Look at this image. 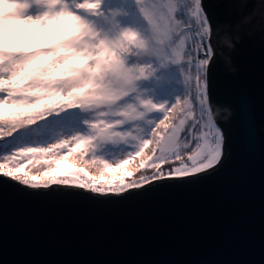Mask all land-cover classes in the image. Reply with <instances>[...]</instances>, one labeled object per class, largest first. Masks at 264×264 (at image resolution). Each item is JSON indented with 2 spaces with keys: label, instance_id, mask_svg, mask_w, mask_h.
I'll list each match as a JSON object with an SVG mask.
<instances>
[{
  "label": "snow or ice",
  "instance_id": "obj_1",
  "mask_svg": "<svg viewBox=\"0 0 264 264\" xmlns=\"http://www.w3.org/2000/svg\"><path fill=\"white\" fill-rule=\"evenodd\" d=\"M31 3L37 6L35 14L28 11L29 0H0V141H4L0 146L7 153L0 155L5 161L0 163V175L32 188L61 184L121 194L157 181L195 177L221 163L225 138L211 119L206 73L214 53L202 0H186L187 20L176 18L180 0L150 7L135 0L142 19L139 28L122 26L116 19L118 11L105 9L104 0ZM157 10L168 13L179 30L166 25ZM142 30L162 34L166 40L163 49L157 48L160 54L150 60L136 56ZM189 39L192 43L186 49ZM170 66L180 73L184 91L174 102H153L138 82L160 81L155 73ZM176 79L175 73L169 76L170 81ZM70 82L74 83L69 86ZM174 110L183 117L179 124L170 122ZM151 113L162 115L149 117ZM206 117L207 123H202ZM189 119L191 149L189 143H179ZM138 120L145 122L146 132L132 123ZM33 137H51L55 142L33 147ZM121 145L130 149L121 148L126 158L113 154L111 163L104 158ZM145 149L152 152L150 163L141 159L138 168L153 171L133 177L138 168L126 166L143 157ZM37 155L51 157L41 176L30 177L23 172L24 165L9 167L18 158ZM69 159L97 166L109 178L89 175L79 167L53 174L52 165Z\"/></svg>",
  "mask_w": 264,
  "mask_h": 264
},
{
  "label": "water",
  "instance_id": "obj_2",
  "mask_svg": "<svg viewBox=\"0 0 264 264\" xmlns=\"http://www.w3.org/2000/svg\"><path fill=\"white\" fill-rule=\"evenodd\" d=\"M221 163L121 194L0 175V264H264V0H202Z\"/></svg>",
  "mask_w": 264,
  "mask_h": 264
},
{
  "label": "rangeland",
  "instance_id": "obj_3",
  "mask_svg": "<svg viewBox=\"0 0 264 264\" xmlns=\"http://www.w3.org/2000/svg\"><path fill=\"white\" fill-rule=\"evenodd\" d=\"M29 2L31 4V7L29 8L28 11H29L30 14H35V12L37 10V6L34 3H31V0H29ZM163 2H164V0H144V3L146 5H148L149 7L153 3H163ZM104 7H105V9L111 8L113 10H117L118 11V15H117L116 19L120 22V24L122 26H131V27H135V28H139V27L142 26V19H141L140 15H139V13L137 11L135 0H104ZM45 10H47V9L46 8L41 9V11H45ZM179 11H180V9L178 10V13H179ZM178 13L176 14V18L180 19L179 18L180 16H179ZM21 42H23V41L21 40ZM184 59L186 60L187 57H185ZM175 70H176L175 66H170L168 68L158 69L157 72L155 73V75L161 77L160 81H156L155 78H152V79H149V80H142V81H140L138 83H139L141 88H143V85H148V86H150L149 88L151 89V86L154 85L155 88H161V90H165L166 89V91H170L171 86L175 85V83H177V80H171V81L169 80V76L171 74H173V73L176 74ZM194 105H196L197 113H199V106H198V104L195 101H193V108H194ZM154 114L155 113L149 114V117L153 116ZM189 121H190V119L186 121L185 125H187V122H189ZM143 122H144L143 120H138V121H135V122H132V123L134 125H136V126H139L141 129H143V127H142V123ZM185 125L183 127H185ZM183 132L181 133V137H180L179 143H182V141L184 139L185 134ZM188 137L191 138L190 136H188ZM50 142H55V140L54 141H50ZM43 146H47V143L44 144ZM193 147H194V143H192L189 148L191 149ZM125 151H127V150H125ZM61 154H63V153H61ZM119 155L121 156V158H126V157H124L122 155V153H120ZM47 156H48L49 159L51 158L50 155H47ZM29 157L30 156L18 158L17 161L14 164L10 163L9 167H19L20 165H24L25 166V164L28 161H30ZM89 159H90V156L86 154L85 160H89ZM108 160L111 163V158L108 159ZM144 161H146V159H144ZM4 162L5 161L0 160V163H4ZM138 165L137 166L134 165L133 167H128L129 166L128 165V166H126V168L131 170L132 168H138ZM52 167L54 169H56V172L53 173V174H57V175L61 174L62 171L65 170V169H72V168L79 167V168H83L84 171H86L89 175L97 176L100 179L109 178V177L104 176L102 174V172L98 171L97 169H95V171H93V169H94L93 166H90L89 164L80 162L79 160L69 159V160L61 161L58 166L57 165H52ZM47 170H48V165L47 164L44 167H41V166L38 167L36 165L35 166L34 165H30V167L27 166V167L23 168V172H27L30 177L31 176H41V174L44 173ZM92 172H95V173H92ZM139 172L140 171H138V170L133 172V177L139 176V174H140ZM51 185L52 184H50L49 186H51ZM28 187H30V186H28Z\"/></svg>",
  "mask_w": 264,
  "mask_h": 264
},
{
  "label": "trees",
  "instance_id": "obj_4",
  "mask_svg": "<svg viewBox=\"0 0 264 264\" xmlns=\"http://www.w3.org/2000/svg\"><path fill=\"white\" fill-rule=\"evenodd\" d=\"M185 2H186V0H180L181 8H180V11L178 14L180 16L179 17L180 19L187 20L189 17L187 16V14L185 13L184 8H183V4ZM191 43H192L191 39H189L186 42V49L191 46ZM175 71H176L177 83H175V85L171 86L170 91H166V89L161 90V88H155L154 85L151 86V89L149 88L150 86L143 85V88L148 90L147 94L149 97H147V98H151L153 100V102H164V101H168L169 103L174 102L176 95H178L179 93H183L184 88H185V85L182 82H178V81H182V77H181L180 73L177 71V69ZM207 71H208V68H207ZM191 74L193 76V80L190 83H192L194 85V78H195L194 70H192ZM206 75H207V73H206ZM193 93H194V88H193ZM193 110L196 111V113H197L196 105H194ZM157 115H162V113L161 114L155 113L153 116H157ZM197 115H199V113H197ZM160 118H162V116H160ZM169 118H170L171 123L179 124V120L182 119L183 117L181 116V114L178 111L174 110L172 113L169 114ZM211 119L217 124V122L214 120V118L212 116V113H211ZM192 123H193V121L190 120L189 122H187V125H185V127H184L185 131L183 132L185 134V136H184V139L181 143V144H184L187 142V143H189V147L191 146L192 143H194L193 141H191V138L188 137L189 136L188 129L191 128ZM202 123H207V117L204 119V121H202ZM217 126L219 127L218 124H217ZM142 127H143V130L146 132L147 126H146L145 122L142 123ZM32 139H33V143L31 146H33V147L37 146L38 143L40 144V146H43L44 144H46L50 141H54V139L51 137H33ZM3 144H4V141H0V145H3ZM151 147H152V145L149 146V149ZM121 148H123L124 150H130L128 148V146L121 145L115 149H111L109 151V153L105 155L104 158L110 159L111 155H113V154L119 155L121 153ZM149 149H145L143 157H137L136 161L132 162L128 167H133L134 165L137 166L140 163L141 159H146V161H145L146 164L150 163L148 158L150 156H152V152L149 151ZM4 154H7L6 150L2 146H0V155H4ZM29 159H30V161H28L24 167H27V166L30 167V165H34V166L36 165L38 167L39 166L44 167L46 165L45 161L48 160L49 158H48V156L37 155L35 157L30 156ZM167 166H168L167 164L163 165V167L165 169L167 168ZM100 167L102 169V166H100ZM93 168H94L93 171H95V169H97V166L93 165ZM138 171H140L139 175H149V174H151L153 169L146 167V168L138 169ZM101 172H102V170H101ZM92 173H95V172H92Z\"/></svg>",
  "mask_w": 264,
  "mask_h": 264
},
{
  "label": "clouds",
  "instance_id": "obj_5",
  "mask_svg": "<svg viewBox=\"0 0 264 264\" xmlns=\"http://www.w3.org/2000/svg\"><path fill=\"white\" fill-rule=\"evenodd\" d=\"M158 15H162L166 25H171L177 31L180 28V25L175 21L171 20L168 13H159ZM166 46L165 37L162 34H154L148 30H142V42L139 43L136 51L137 59L139 60H150L153 57L158 56L160 53L157 51V48L163 49ZM71 83L74 82H70Z\"/></svg>",
  "mask_w": 264,
  "mask_h": 264
}]
</instances>
